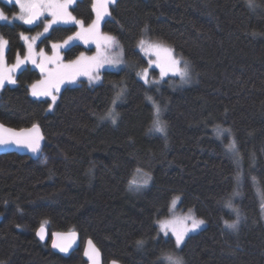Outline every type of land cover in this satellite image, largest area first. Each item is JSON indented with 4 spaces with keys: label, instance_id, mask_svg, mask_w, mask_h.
Wrapping results in <instances>:
<instances>
[{
    "label": "trees",
    "instance_id": "trees-1",
    "mask_svg": "<svg viewBox=\"0 0 264 264\" xmlns=\"http://www.w3.org/2000/svg\"><path fill=\"white\" fill-rule=\"evenodd\" d=\"M95 0H76L70 10L90 23ZM9 13L16 3L1 1ZM102 21L115 34L128 64L104 71L99 83L64 86L57 105L30 93L37 68L21 65L16 83L0 92V120L16 128L42 126L45 142L39 158L16 151L0 153V264H86L83 246L92 237L103 251L125 264H166L167 252L178 251L183 264H264V0H115ZM40 25V24H39ZM38 25V26H39ZM22 21L0 23L7 57L25 49ZM77 24L52 25L40 37L46 50L76 32ZM169 43L193 65L190 84L176 86L178 76L146 84L136 68L148 58L137 47L143 34ZM85 46L72 44L66 57ZM123 88L116 123L101 119ZM152 97L161 108L166 133L153 130ZM230 129L242 160V179L233 155L225 150ZM152 175L141 191L130 189L136 169ZM262 192L257 195L252 177ZM256 178V177H255ZM256 179V181H257ZM242 180V183H240ZM234 201L239 225L226 205ZM180 194V207L193 208L206 224L176 246L157 224ZM80 231L81 245L69 256L55 252L50 238L36 229ZM141 242V243H138Z\"/></svg>",
    "mask_w": 264,
    "mask_h": 264
},
{
    "label": "snow or ice",
    "instance_id": "snow-or-ice-1",
    "mask_svg": "<svg viewBox=\"0 0 264 264\" xmlns=\"http://www.w3.org/2000/svg\"><path fill=\"white\" fill-rule=\"evenodd\" d=\"M16 2L19 4L21 10L20 19L26 24H33L47 12L51 19L47 20L45 23V32H47L53 24L73 23L79 25L80 31L76 32L75 35L70 36L63 44H53L52 48L55 50L53 56L49 57L41 52L40 55L43 57V62L39 64H37V59L33 52V44L29 42L28 55L23 59L17 58L16 63L13 64L11 68L4 67L3 52L7 45V41L0 40V89H3L6 83L15 84L16 79L12 75L13 70L20 68L21 65L31 62L33 65H37L40 68L41 73L44 75L42 80L31 85V94L35 97H50L52 105H54L57 101L56 93L60 91L61 85L73 83L81 75L87 76L90 83L100 82L101 76L99 75V72L105 65H120L124 63L122 59L123 48L120 45L119 40L115 36L100 32V22L106 16L111 15V12L108 10L109 4H114L115 0H95L93 8L95 9L96 19L86 28L82 20H77L76 17L72 16L71 12L68 11L69 7L72 6L76 0H16ZM247 3L251 7L254 4V0H247ZM0 19H7V17L0 12ZM24 39L27 41L29 38L25 36ZM74 40H81L85 44L94 43L96 46V54L93 56H85L84 53H80L75 60H69L67 63H64L59 49L66 47ZM137 47L142 50L145 55H155V60L151 61V63L156 64L159 67L161 79L169 76V74L172 76H178L181 82H186L190 78L187 62H184L183 68L180 67L181 60L174 55V49L144 39H141L138 42ZM49 64L54 65V67L49 68L47 66ZM141 78L146 84L150 82L147 70H144L141 74ZM151 83L158 84L159 81L152 80ZM124 91L125 90L121 88L116 92L111 101L112 108L109 109L106 115L101 117V119H110L112 123H116L119 113L115 109L117 103L122 100ZM146 98L152 102L154 108L153 130L159 133H166V122L162 121L160 118V105L157 104L152 97ZM226 132L230 134L231 130L220 129L219 127L216 129L218 138H223L224 133ZM42 140L43 136L40 133L38 124H33L31 128L21 129L19 131L0 125V145L14 143L30 149L33 153H37L40 151ZM225 150L237 156L236 162L239 166L238 148L234 138L225 145ZM136 171L137 173L142 172L139 168L136 169ZM236 179L239 181V175ZM150 180V174L144 173L142 179H132L129 182V186L130 188L139 189L146 186ZM252 180L254 183L257 182L255 177H252ZM173 203H175V201H173ZM226 206L236 212L237 220L232 223H229L228 221H225L224 223L228 228L236 229L239 224V210L234 209L230 201ZM261 206L264 207V204ZM187 221H190V226ZM203 223V220H199L195 216L190 215L180 221V227L175 226V221H161L160 227L165 235L168 234L169 230L174 234L176 246L179 247L184 243V239L188 233L195 231ZM38 235L42 240L45 239L46 231L43 226L39 229ZM74 236V233L64 234L57 232L54 234L52 246L59 249L61 252L66 253L71 247V241ZM88 244L90 246V251H86L85 255L92 260L93 264H98V261L96 260V257L99 255L98 250L92 246L90 240L88 241ZM166 259L168 264H183L182 260L178 257L169 255ZM113 264H116V262L113 261Z\"/></svg>",
    "mask_w": 264,
    "mask_h": 264
},
{
    "label": "rangeland",
    "instance_id": "rangeland-1",
    "mask_svg": "<svg viewBox=\"0 0 264 264\" xmlns=\"http://www.w3.org/2000/svg\"><path fill=\"white\" fill-rule=\"evenodd\" d=\"M1 1H4V0H0V12H2L3 15L5 17H7V19H0V23L3 22V21H5V20L6 21H9V22H16V21H22V22H24L23 20L20 19L21 10H20V6L16 2V0H5V1L9 2V3H16L17 4L18 10H15V12H12V13H9L6 9H4L2 7ZM111 6H112V4L110 3L109 4V9H108L109 11H111ZM68 11L71 12L72 16H74L73 13H72V11L70 10V8L68 9ZM74 17H76V16H74ZM50 19H51L50 15H48V13L46 12L45 15L42 16V21H41L40 25L38 26V28L35 31H27V32L26 31H22V33H21V39L25 43V49L23 51H19V53L17 54V57H16V59L14 61H9L8 60V57H7V53H8L7 52V49H8L9 41H7V38L4 37V35L2 34V32L0 30V40L7 41V45H6V47L4 49V52H3V56H4L3 64H4V67L5 68H11V66L16 63L17 58L23 59L24 57H26L28 55V44H29V42H31L33 44V52H34V54L36 56L37 64H39V63L43 62V57L40 55L41 52H43L46 56H49V57L53 56L55 54V50L52 48V45L53 44H63L64 41H67L70 36H73V35H75L76 32L80 31V27L78 25V29H77L76 32L70 34L69 36L65 37L64 39H61L60 41H58L56 43H53L51 45V48L49 50H46V48L44 46H40L39 42H40V37L43 36V35H45V34H47V33H49V31L51 29V28H49L47 32H45V30H44L46 21L47 20H50ZM76 19H77V17H76ZM95 19H96V17L93 20H95ZM77 20H79V19H77ZM92 21L90 23H88V24L84 23L85 28L88 27V25H90L92 23ZM102 21L103 20H101V22H100V32L101 33H104V34H108V35L115 36V34H112V33H110V32H108V31H106V30L103 29V27H102ZM53 25H56V24H53ZM25 36L29 38L27 41L24 39ZM115 37L117 38V36H115ZM141 39H144V40L149 41V42L159 43V44H161L163 46H166V47H169V48L174 49V47L171 44L165 43L163 41H160L157 38L155 39V38L151 37L149 34H146V33L143 34L138 39V42ZM138 42H137V44H138ZM75 43H80V44L82 43L85 46V48L82 49V51H80V53H84L85 56H93V55L96 54V46H95L94 43L85 44L81 40H74V41H71L66 47H62V48L59 49L60 55L63 57V62L64 63H67L69 60H75L80 55V53H79L77 56H74V57H71V58L66 57V50H67V48H69L72 44H75ZM142 53H143L144 56H147V58H148V64H147V66H143V67L136 68V71L135 72H136L137 76L141 78V74L144 72V70H147L148 78H149V81H150L148 84H151V81L152 80H157L158 81V77L153 76V74L151 72V69L153 67L159 69V67L156 64L151 63V61L155 60V55H145L143 51H142ZM174 55L176 56V58H178V59L181 60L180 67L183 68L184 67V62H187L188 70H189V74H190V78L186 82H181V80L179 78V80L178 81H174L173 84L176 85V86H183V85L190 84V82H192L193 79H194V75H193V65H191L190 60H188L182 54L176 53L175 50H174ZM122 59H123L124 63H122L120 65H105L104 68L100 69L99 75L101 76V81L103 80L102 77H103V74H104V71L105 70H108V69H112V70L121 69V68L125 67V65L128 64V61L124 57V54L122 56ZM24 65L31 66L33 68H37L40 71V68L37 65H33L31 62H29L27 64H24ZM47 66L49 68L54 67V65H51V64H49ZM159 72H160V70H159ZM17 73H18L17 71H13L12 72V75L15 77V79L17 77ZM169 75H171V74H169ZM43 78H44V75H43V73L40 72V75L38 77L34 78L32 81L29 82L30 83V93H31V85L34 84L35 82L39 81V80H42ZM83 79L89 81V79H88L87 76L81 75V76H79L76 79L75 82H73V83H66V84L61 85L60 91L58 93H56L57 100H58V98H59V96L61 94V90H62V88L64 86L83 82ZM91 83L94 84V83H99V82H91ZM1 90L2 89H0V92H1ZM41 97H43V96H41ZM41 97H38V98H41ZM44 98H48L50 100L49 101V103H50L49 104V111H52L55 108V106L57 105V103H55L54 105H52V102H51V98L50 97H44ZM227 134H228L227 139H228V142H229L233 137L229 133H227ZM233 157L237 161V156L233 155ZM242 167H243L242 160L239 158L238 170H239V177H240V179H242V171H243ZM140 169L142 170V172L141 173H137V171L135 170L132 179L135 178L137 180H140V179H142L143 174L144 173H147L144 169H142V168H140ZM150 176L152 178V175H150ZM255 177L257 179L256 174H255ZM150 181H149V183H150ZM240 181H241L240 183H242V180H240ZM149 183L146 186L141 187L139 189H134V188H132V189L141 191V189L147 187L149 185ZM240 186H241V184L240 185L239 184L236 185L235 188H234V190H233V194L234 195H232V197L234 199L232 200L233 202L231 204L233 205V208L234 209H238L237 208V204H236V202L234 200L236 198H238V196H240L242 194V191H241ZM255 190H257V195H259V198H260V192H262L263 190H261V186H260V183H259V179H257V185H255ZM180 200H181V195L180 194L175 195L174 198H173V200H172V202H171V205L172 206H171L170 212L167 215H164V217L159 218L157 220V224H158V227L160 229V233L163 234L164 236H165V234H164L163 231H161V227H160V222L161 221H175L176 222V225L175 226L180 227L181 226V224H180V221L181 220H184V218H186V217H188L190 215H193L197 219L204 221V223L198 229H200L201 227H204L205 224H206V220L201 215H199L193 208H185V209H182L180 207V204H179L180 203ZM173 201H175V203H173ZM262 211H263L262 218H263V221H264V207H262ZM239 219H240V212H239ZM236 220H237V215H236V218L235 219L229 220L228 222L229 223H232L233 221H236ZM225 221H227V220H225ZM187 223L190 226V221H187ZM198 229H196L195 231H197ZM195 231H192V232H195ZM192 232H189V233H192ZM168 234H171L173 237H175L174 234L170 230L168 231ZM185 239H186V237H185ZM169 255L174 256V257H178V258H180L182 260V258L180 257V254L178 253L177 250L176 251H172V252H167L166 255L164 256V259H166V257L169 256ZM166 264H168L167 259H166Z\"/></svg>",
    "mask_w": 264,
    "mask_h": 264
},
{
    "label": "water",
    "instance_id": "water-1",
    "mask_svg": "<svg viewBox=\"0 0 264 264\" xmlns=\"http://www.w3.org/2000/svg\"><path fill=\"white\" fill-rule=\"evenodd\" d=\"M41 21H42V17H40L38 20H36L33 24H26V26H29V27H37V26L41 23ZM34 124H38V123H34ZM0 125H3V126L6 127V128H10V129H14V130H16V131H19V130H21V129H28V128H31L33 124H32L31 126H29V127L16 128V127L11 126V125L9 126V125H7L6 123H4L2 120H0ZM38 125H39V124H38ZM39 130H40V133H41L42 136H43V140L41 141V148H40V151H39V152H37V153H33V152H31L30 149H28V148H26V147L19 146V145H16V144H14V143H9V144H5V145H0V153L16 151V152H18V153H20V154H27V155L31 156L32 158H33V157H34V158H39V156H40V155L42 154V152H43V148H44L43 145H44V142H45V136H44L43 128H42L41 125H39ZM42 226L45 228V231H46V237H45V239H43V240H42V239L40 238V236L38 235L39 229H40ZM57 232H59V233H64V234H70V233H74V234H75V236L72 238V241H71V247L69 248V251L66 252V253H65V252H61L59 249L54 248V247L52 246V240H53V238H54V234L57 233ZM36 233H37L38 238H39L41 241H47V240L50 238V242H51V247H52V249H53L55 252H57V253H62V254L65 255V256H69V255L72 253V251L78 249V248L80 247V245H81V242H82V241H81V234H80V231H78V230H74V229H69L68 231L58 230V229H57V230L52 231V233H50V232H49V229H48L47 226H45V225H41V226H39V227L36 229ZM89 240L92 242V246H94L95 249L98 250L99 255L96 257V260L98 261V264H105L103 251L100 249V247L98 246V244L96 243V241L93 240L92 237H88V238H86L85 243H84V246H83V250H82V252H83V257H84L85 261L87 262L86 264H93L92 260H90V259L85 255V252H86V251H90V246H89V244H88V241H89ZM113 261H115L116 264H125V263H122L121 261H119V260H117V259H114V258H112L108 264H113Z\"/></svg>",
    "mask_w": 264,
    "mask_h": 264
}]
</instances>
